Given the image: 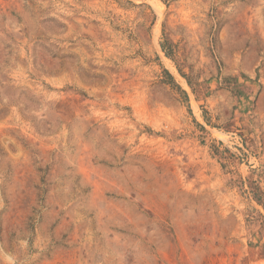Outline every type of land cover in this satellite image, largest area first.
<instances>
[{"label":"rangeland","instance_id":"obj_1","mask_svg":"<svg viewBox=\"0 0 264 264\" xmlns=\"http://www.w3.org/2000/svg\"><path fill=\"white\" fill-rule=\"evenodd\" d=\"M0 264H264V0H0Z\"/></svg>","mask_w":264,"mask_h":264}]
</instances>
